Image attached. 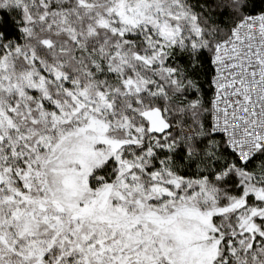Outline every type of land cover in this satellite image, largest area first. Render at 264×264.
Returning a JSON list of instances; mask_svg holds the SVG:
<instances>
[{
    "label": "snow or ice",
    "instance_id": "1",
    "mask_svg": "<svg viewBox=\"0 0 264 264\" xmlns=\"http://www.w3.org/2000/svg\"><path fill=\"white\" fill-rule=\"evenodd\" d=\"M0 264H264V0H0Z\"/></svg>",
    "mask_w": 264,
    "mask_h": 264
}]
</instances>
